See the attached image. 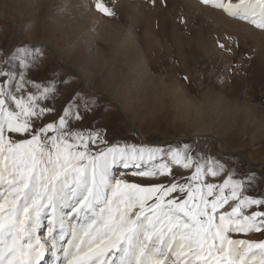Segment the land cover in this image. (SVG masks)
I'll return each instance as SVG.
<instances>
[{
    "label": "snow or ice",
    "instance_id": "6c2138e0",
    "mask_svg": "<svg viewBox=\"0 0 264 264\" xmlns=\"http://www.w3.org/2000/svg\"><path fill=\"white\" fill-rule=\"evenodd\" d=\"M201 2L264 29V0ZM95 8L116 16L104 0ZM41 63L26 44L0 55V264H264L255 173L237 178L188 145L110 144L103 126H82L94 105L74 93L56 108V80L31 77Z\"/></svg>",
    "mask_w": 264,
    "mask_h": 264
},
{
    "label": "rangeland",
    "instance_id": "374dc122",
    "mask_svg": "<svg viewBox=\"0 0 264 264\" xmlns=\"http://www.w3.org/2000/svg\"><path fill=\"white\" fill-rule=\"evenodd\" d=\"M95 2L0 0V55L21 44L38 50L42 63L32 79L56 80L57 109L74 93L81 104L94 105L82 126H103L110 144L165 152L188 145L237 178L247 181L255 173L259 184L248 191L264 195V29L201 0H104L114 5L115 17L103 15ZM61 78L71 82L61 84ZM134 170L118 173L138 182Z\"/></svg>",
    "mask_w": 264,
    "mask_h": 264
},
{
    "label": "bare ground",
    "instance_id": "6f19581e",
    "mask_svg": "<svg viewBox=\"0 0 264 264\" xmlns=\"http://www.w3.org/2000/svg\"><path fill=\"white\" fill-rule=\"evenodd\" d=\"M59 1V0H58ZM65 2V1H64ZM87 3V2H86ZM78 8V7H77ZM136 8V7H135ZM85 9H87V7L85 8ZM137 10V9H136ZM85 11V10H84ZM88 11V10H87ZM138 11V10H137ZM136 12V11H135ZM66 13H68V12H66ZM65 13V14H66ZM84 13V12H83ZM138 13H140V12H138ZM87 15V14H86ZM92 16H94V15H92ZM69 17V16H68ZM74 17V16H73ZM72 18V17H71ZM89 18H90V16H89ZM88 18V19H89ZM92 18V17H91ZM101 18V17H100ZM65 19V18H64ZM68 19V18H67ZM94 19L95 20H97L96 18H94L93 17V19H90L91 21H92V23L93 24H95L94 23ZM102 19V18H101ZM86 25H88V23H85ZM85 24H83L84 25V27H86V25ZM72 25V24H71ZM69 26V25H68ZM92 26V25H91ZM78 27V26H77ZM108 27H109V25H108ZM157 28V27H156ZM71 29V28H70ZM133 32V31H132ZM67 33V32H66ZM87 33V32H86ZM135 33V32H134ZM145 34V33H144ZM149 34V33H148ZM135 36H136V34H134ZM68 37V36H67ZM81 38V37H80ZM157 39V38H156ZM160 38H158L157 40H159ZM60 40V39H59ZM91 41V40H90ZM161 41V40H160ZM95 42V41H94ZM90 43V42H89ZM161 43V42H160ZM86 46V45H85ZM139 46V45H138ZM89 47V46H88ZM97 48V47H96ZM133 49V48H132ZM139 49H140V47H139ZM135 54V53H134ZM86 56V55H85ZM143 56V55H142ZM137 58V57H136ZM143 58V57H142ZM88 59H90V58H88ZM135 59V58H134ZM132 60V59H131ZM144 60V59H143ZM145 61V60H144ZM129 62V61H128ZM151 66H152V64H151ZM88 67V66H87ZM105 67V66H104ZM106 68V67H105ZM134 68V67H133ZM156 70V69H155ZM131 72V71H130ZM132 75H134V74H132ZM128 77V76H127ZM140 77V76H139ZM105 84V83H104ZM119 85V84H118ZM123 94V93H122ZM117 96H118V94H117ZM122 99V98H121ZM223 99V98H222ZM239 99V98H238ZM237 99V100H238ZM247 102V101H246ZM249 104V103H248ZM253 104V103H252ZM245 105V104H244ZM250 105H251V103H250ZM256 105V104H255ZM242 107H244V106H242ZM251 107V106H250ZM253 107H254V105H253ZM264 107V106H263ZM229 108V107H228ZM218 109V108H217ZM254 109V108H253ZM252 110V109H251ZM250 112V111H249ZM239 113V112H238ZM248 113V112H247ZM228 114V113H227ZM232 114H233V112H232ZM231 114V115H232ZM252 114V113H251ZM256 115H257V113H256ZM254 117V116H253ZM232 118L234 119L235 118V116L233 117V115H232ZM256 118V117H255ZM222 119V118H221ZM240 119V118H239ZM206 120V119H205ZM232 120V119H231ZM255 120V119H254ZM259 120V119H258ZM161 121V120H160ZM189 121V120H188ZM216 121V120H215ZM234 121V123L237 121H235V120H233ZM244 121V120H243ZM246 121V120H245ZM260 121V120H259ZM217 122V121H216ZM219 122V121H218ZM256 122H258V121H256ZM161 123V122H160ZM233 123V124H234ZM244 123V122H243ZM247 123V122H246ZM231 125H232V123H231ZM205 126V125H204ZM241 126V125H240ZM243 126V125H242ZM241 126V127H242ZM254 126V125H253ZM259 126H261L260 124H259ZM150 127V126H149ZM160 127H161V125H160ZM229 127V126H228ZM251 127V126H250ZM176 128H178V127H176ZM181 128V127H180ZM179 128V129H180ZM188 128V127H187ZM213 128V127H212ZM247 128V127H246ZM255 128V127H254ZM257 128V127H256ZM137 129V128H136ZM159 129V128H158ZM162 129V128H161ZM173 129H174V127H173ZM191 130H192V128H190ZM202 129V128H201ZM264 129V128H263ZM227 130V129H226ZM233 130V129H232ZM261 130V128L259 129V131ZM212 131V130H211ZM216 131V130H215ZM228 131V130H227ZM239 131V130H238ZM238 131L236 132V133H238ZM243 131H244V129H243ZM243 131H242V133H243ZM257 131V130H256ZM158 132V131H157ZM193 132V131H192ZM217 132V131H216ZM226 132V131H225ZM261 132V131H260ZM196 133V132H195ZM200 133H201V131H200ZM228 133H230V130L228 131ZM232 133V132H231ZM231 133H230V135H231ZM253 133V132H252ZM262 133V132H261ZM203 134V133H202ZM257 134H259V133H257ZM263 134V133H262ZM223 135V134H222ZM226 135H228V134H226ZM261 135V134H260ZM229 136V135H228ZM232 136V135H231ZM230 136V137H231ZM237 136V135H236ZM257 136V135H256ZM259 136V135H258ZM262 136V135H261ZM219 137V136H218ZM230 137H228V138H230ZM233 137V136H232ZM238 137V136H237ZM237 137H235V138H237ZM253 137V136H252ZM264 137V136H263ZM239 138V137H238ZM257 138V137H256ZM260 138V137H259ZM259 138H257L258 140H259ZM252 139V138H251ZM264 139V138H263ZM240 140V143H244V142H241L242 140L241 139H239ZM244 140V139H243ZM256 140V139H255ZM261 140V139H260ZM229 141H230V139H229ZM231 142V141H230ZM235 142V141H234ZM251 142V141H250ZM237 143H238V141H237ZM239 143V144H240ZM253 143V142H252ZM238 144V145H239ZM241 144V145H242ZM247 144H248V142H247ZM246 143H245V145H247ZM234 145H236V143L234 144ZM244 145V144H243ZM244 145V146H245ZM248 145H250V144H248ZM247 145V146H248ZM255 145V144H254ZM231 146V145H230ZM233 146V145H232ZM253 146V144L250 146V147H252ZM244 148H246V147H244ZM244 148H243V150H244ZM240 150V149H239ZM264 156V155H263ZM254 157V156H253ZM256 158V157H255ZM261 158V157H260ZM261 159H263V158H261ZM264 160V159H263ZM121 170H124V168L123 167H121V166H117V168L115 169V171L118 173L119 171H121ZM52 259L53 258H51L50 260H51V264H52Z\"/></svg>",
    "mask_w": 264,
    "mask_h": 264
}]
</instances>
